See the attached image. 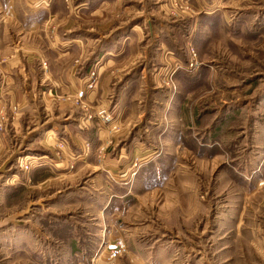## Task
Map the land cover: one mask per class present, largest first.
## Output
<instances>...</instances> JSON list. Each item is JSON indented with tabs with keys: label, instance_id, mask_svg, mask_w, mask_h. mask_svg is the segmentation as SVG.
<instances>
[{
	"label": "rangeland",
	"instance_id": "1",
	"mask_svg": "<svg viewBox=\"0 0 264 264\" xmlns=\"http://www.w3.org/2000/svg\"><path fill=\"white\" fill-rule=\"evenodd\" d=\"M73 248L264 264V0H0V264Z\"/></svg>",
	"mask_w": 264,
	"mask_h": 264
},
{
	"label": "crops",
	"instance_id": "2",
	"mask_svg": "<svg viewBox=\"0 0 264 264\" xmlns=\"http://www.w3.org/2000/svg\"><path fill=\"white\" fill-rule=\"evenodd\" d=\"M2 26V25H1ZM3 28H5L4 26H2ZM13 82V81H12ZM3 85V83L1 84V86ZM11 86V85H10ZM126 158H127V156H126ZM68 233V231H66V230H64V235L67 237V233ZM71 232H72V234H71V236H73V230H71ZM59 235V234H58ZM77 235H78V233H76L75 234V237L74 238H77ZM57 239L58 240H63L60 236L59 237H57ZM73 243V242H72ZM73 245H74V243H73ZM73 251V252H72ZM72 251L70 252V256L68 257V258H66V262L68 263V264H91V260H90V258H89V260H88V258H87V256H84V255H80L81 254V252H77V251H75L74 250V248L72 249ZM84 251H85V249H84ZM66 252V251H65ZM67 253V252H66ZM71 253L74 255V256H76V255H78L77 257H74L73 255H71ZM89 256H90V254H88ZM91 257V256H90ZM107 256H105L104 258H103V264H106L107 263V258H106ZM92 259V258H91ZM98 259H99V257H97V262H98ZM72 261H75V263H72ZM66 263V264H67Z\"/></svg>",
	"mask_w": 264,
	"mask_h": 264
},
{
	"label": "built area",
	"instance_id": "3",
	"mask_svg": "<svg viewBox=\"0 0 264 264\" xmlns=\"http://www.w3.org/2000/svg\"><path fill=\"white\" fill-rule=\"evenodd\" d=\"M116 256V250L110 251V253L107 256V263L106 264H118L116 263L113 258ZM91 264H97V258L96 260L91 259Z\"/></svg>",
	"mask_w": 264,
	"mask_h": 264
}]
</instances>
